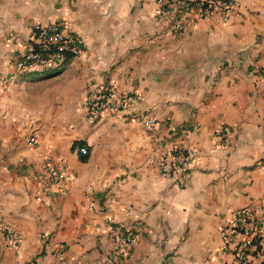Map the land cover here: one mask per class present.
<instances>
[{
  "label": "crops",
  "instance_id": "crops-1",
  "mask_svg": "<svg viewBox=\"0 0 264 264\" xmlns=\"http://www.w3.org/2000/svg\"><path fill=\"white\" fill-rule=\"evenodd\" d=\"M55 22L80 55L20 69ZM181 22L156 0H0V225L17 236L0 232V264H231L222 235L242 208L264 236V0ZM107 87L137 102L90 124L83 103ZM176 152L190 159L163 177Z\"/></svg>",
  "mask_w": 264,
  "mask_h": 264
},
{
  "label": "built area",
  "instance_id": "built-area-1",
  "mask_svg": "<svg viewBox=\"0 0 264 264\" xmlns=\"http://www.w3.org/2000/svg\"><path fill=\"white\" fill-rule=\"evenodd\" d=\"M236 0H156L158 14L168 20H174L173 29L181 30L182 17L197 10L207 15L213 11L222 13L224 19L234 8ZM81 53L79 43L64 32L59 22L50 26H35L28 37L25 51L18 62L22 70L28 67H48L60 65L67 61V57L75 58ZM137 102V97L128 93H120L113 87H107L98 96L88 97L83 103V110L88 116L90 124H95L105 113L118 114ZM140 124L146 130H152L154 122L150 118L140 120ZM81 155H86V149H80ZM174 155L179 164H164L160 170L163 177L182 174V163L190 159L180 157L176 152ZM46 168L50 179L63 181L68 178L66 172L55 168L54 163L48 162ZM253 211L250 208H242L230 213V220L222 235L223 249L231 252L233 261L231 264H249L252 258L264 261V236H258L253 230ZM0 232L11 243H17L16 234L0 225ZM111 235L115 237V248L117 252H125L133 245V238L129 234H117L112 229Z\"/></svg>",
  "mask_w": 264,
  "mask_h": 264
},
{
  "label": "trees",
  "instance_id": "trees-1",
  "mask_svg": "<svg viewBox=\"0 0 264 264\" xmlns=\"http://www.w3.org/2000/svg\"><path fill=\"white\" fill-rule=\"evenodd\" d=\"M69 59H71V57L68 56V57H67V61H68Z\"/></svg>",
  "mask_w": 264,
  "mask_h": 264
}]
</instances>
